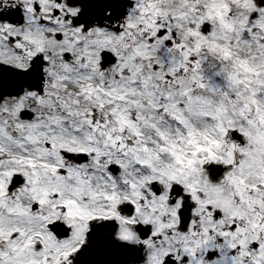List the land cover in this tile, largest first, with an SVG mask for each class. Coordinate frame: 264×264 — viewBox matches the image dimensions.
<instances>
[{
    "label": "snow or ice",
    "instance_id": "obj_1",
    "mask_svg": "<svg viewBox=\"0 0 264 264\" xmlns=\"http://www.w3.org/2000/svg\"><path fill=\"white\" fill-rule=\"evenodd\" d=\"M0 264H264V0H0Z\"/></svg>",
    "mask_w": 264,
    "mask_h": 264
}]
</instances>
